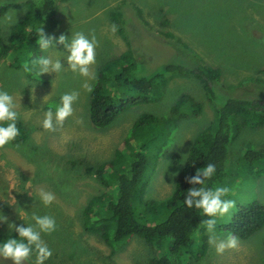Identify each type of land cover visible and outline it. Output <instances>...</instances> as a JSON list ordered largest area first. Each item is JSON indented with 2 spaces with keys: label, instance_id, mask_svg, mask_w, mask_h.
I'll use <instances>...</instances> for the list:
<instances>
[{
  "label": "rangeland",
  "instance_id": "374dc122",
  "mask_svg": "<svg viewBox=\"0 0 264 264\" xmlns=\"http://www.w3.org/2000/svg\"><path fill=\"white\" fill-rule=\"evenodd\" d=\"M1 4H8L0 15L5 41L26 6L23 0H0ZM53 17L56 27L36 42V80L23 69L11 68L8 57L0 60V249L15 253H0V264H148L162 250L161 241L130 236L112 250L82 229L83 207L91 196L105 191L85 169H94L123 148L139 115L166 118L186 96L198 110L190 112L189 103L179 107V112L192 115L168 127L164 146L147 166L142 198H167L195 136L212 123L226 96L264 100V0H62L56 2ZM127 49L136 76L163 75L158 99L133 104L107 127L94 128L87 107L96 72ZM25 52L33 55V50ZM198 64L219 70L212 101L194 77L165 72L167 65L190 70ZM9 116L21 122L26 132L22 142L9 141ZM240 119L235 116L234 122ZM247 145L264 147V125L240 124L232 135L227 178L212 198L217 218L213 217L220 222L229 215L235 197L256 199L264 207V174L253 176L243 164ZM106 193L115 194L112 187ZM139 200L132 197L141 220H160L140 208ZM203 232L204 255H193L194 242L182 249L186 264L264 262V223L246 239L210 223ZM21 233L30 237L28 246L15 242L14 235Z\"/></svg>",
  "mask_w": 264,
  "mask_h": 264
},
{
  "label": "trees",
  "instance_id": "16d2710c",
  "mask_svg": "<svg viewBox=\"0 0 264 264\" xmlns=\"http://www.w3.org/2000/svg\"><path fill=\"white\" fill-rule=\"evenodd\" d=\"M58 1L62 0H23L26 6L24 16L10 27L5 41L0 36V60L8 57V65L23 69L30 79H35L36 42L46 35L45 31L56 27L53 9ZM7 7L8 4L0 5V15ZM32 50L33 55L27 57L25 51L31 54ZM134 68L132 52L128 49L99 66L89 90L87 107L88 119L94 128L107 127L119 113L133 104L158 99L163 75L136 76ZM165 72L194 77L210 101L218 91L219 70L215 67L199 65L186 70L177 65H167ZM190 102V98L180 97L166 118L139 115L124 138V147L116 149L108 161L94 169H85L94 173L105 191L91 196L83 207L80 215L82 229L96 234L112 250L130 236H137L145 242L161 241L162 250L148 264H186L182 249L191 247L194 242L196 249L193 255L203 256L207 247V236L203 230L208 223L217 229L223 228L238 239L248 238L264 223V207L253 198L247 201L233 198L236 202L223 222L214 215L216 207L212 198L227 178L228 145L235 129L240 124L251 127L264 125V100L237 94L226 96L215 109L212 123L195 136L171 194L160 201L142 198L147 184V166L164 146L168 127H175L180 118L192 115L179 112V107L189 103L192 106L190 112L198 110V105ZM235 116H240L239 123L234 122ZM7 120L10 121L9 141L12 144L22 142L26 132L21 122L10 116ZM144 132L148 134L146 139H143ZM132 139L137 140L134 145L129 144ZM148 151L154 158L148 155ZM242 160L253 176L264 174V147L247 145ZM108 187L113 188L114 195L106 193ZM134 195L140 199V208L156 214L160 220H141L132 204ZM14 240L17 244H30V237L25 233L14 235ZM262 245L264 247V241ZM0 253L15 254L4 249H0Z\"/></svg>",
  "mask_w": 264,
  "mask_h": 264
}]
</instances>
